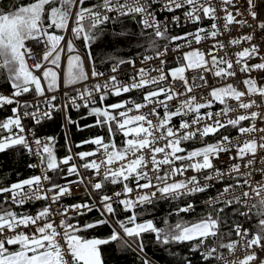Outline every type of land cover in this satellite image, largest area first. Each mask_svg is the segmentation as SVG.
<instances>
[{"label":"snow or ice","instance_id":"1","mask_svg":"<svg viewBox=\"0 0 264 264\" xmlns=\"http://www.w3.org/2000/svg\"><path fill=\"white\" fill-rule=\"evenodd\" d=\"M159 10L167 22L157 0L0 3V110L10 108L0 154L19 150L38 170L0 183V264H106L102 249L116 243L160 264L145 234L176 264H264V0H159ZM182 22L195 30L171 35ZM114 23L121 31L108 30ZM109 38L143 39L154 55L107 56L102 71L92 49ZM81 109L74 120L70 110ZM57 115L64 156L55 136L35 131ZM69 125L101 131L74 143ZM80 188L84 198L64 203ZM103 226L106 236L82 235Z\"/></svg>","mask_w":264,"mask_h":264},{"label":"trees","instance_id":"2","mask_svg":"<svg viewBox=\"0 0 264 264\" xmlns=\"http://www.w3.org/2000/svg\"><path fill=\"white\" fill-rule=\"evenodd\" d=\"M4 0H0V3H3ZM11 6V2H9V7ZM128 24L130 30L136 31L137 26L133 24L131 21H125ZM109 31L119 32L121 31V24L114 23L108 25ZM171 34V31H170ZM167 40H157V44L160 48H162L165 44H167ZM143 44V47L140 46ZM147 42L143 39L137 40V38H132L131 43H129L125 39H117L115 41L110 38L106 41V47L101 50L93 46V55L97 57L96 63L97 66L101 69H105L109 66V62H103L106 60L107 56H119L122 58H138L137 54L140 55H151L154 52L151 49L147 51ZM0 83H3L0 80ZM116 97H112L109 99L108 103L116 102ZM84 109H81V112H76L74 110H70V114L74 120H78L80 115L84 112ZM10 114V108H5L0 110V116H6ZM94 117H89L88 121H81V123H90ZM63 124L62 116L57 115L55 120L45 121L41 125L35 127V131L39 136H55L58 140V156H64L66 154L64 148V132L61 128ZM71 129V137L73 142H79L81 139L87 138L89 135H94L97 132H100L99 129H91L86 130L85 132H77L75 125L68 126ZM106 131V130H104ZM121 139L118 137V140ZM91 148V146H85V149ZM85 149H76L74 151H80ZM29 162V157L27 154L21 155L19 150H10L6 154H0V183L12 182L17 179L26 178L32 174H36L34 169H28L27 163ZM75 177H69V179H74ZM205 197H200L203 199ZM2 199V197H0ZM77 198L66 199L64 203H74ZM43 202H37L35 205L29 204L26 205L25 208L20 209V211H28L35 212ZM169 204L165 202H161L158 205V211L154 214L156 222L158 226L164 227L163 218L167 215V211L169 209ZM171 207H175V204L171 205ZM203 209V205L197 209V212H201ZM184 216V214H181ZM98 214L96 212L90 213L88 216L83 217L82 221L91 220L93 218H97ZM146 218H151L150 216H146ZM186 219L194 218V216H186ZM178 217H169L170 223H175ZM235 219V218H234ZM110 233V229L107 226H103L94 230H89L88 232L82 233V235L86 237L90 236H106ZM144 243L146 245L145 251L146 253L152 257L155 261H160V264H165V260L167 259L168 264H176V261L173 258L167 257L166 253L163 249L155 242L154 237L149 234L144 235ZM120 248L119 243L110 244L103 247L104 259L106 264H141V260L137 256V254L131 249L124 248L123 250H118ZM174 249L178 253H183L187 251V246H174ZM194 259H198L195 257Z\"/></svg>","mask_w":264,"mask_h":264},{"label":"built area","instance_id":"3","mask_svg":"<svg viewBox=\"0 0 264 264\" xmlns=\"http://www.w3.org/2000/svg\"><path fill=\"white\" fill-rule=\"evenodd\" d=\"M157 9H158V16H159V18H160L161 20H165V22H167V20L170 19V17H171L172 14H170V13H166V12H164V11H162V10H159V0H157ZM177 14H179V12H178ZM205 23L207 24V23H210V22L205 21ZM195 28H196V25H194V24H190V23H187V22H182V23L180 24V26H177L176 24H171V25H170L171 35H177V34H181V35H182L184 32H187V31H194ZM241 31H243V32H247V31H249V29L244 28V29H242ZM235 34H236V33L233 32V35H235ZM209 46H210V45H209ZM196 47L203 48V47H204V44L197 45ZM151 55H154V53L151 54ZM134 59H137V62H139V61H138V58H134ZM30 63H31V61H30ZM167 63H168L169 66H172V65H173V61H172V59L169 58ZM149 64H150L152 67H159L158 62H152V61H150ZM128 67H129L128 65H124V66H123V69H128ZM100 70L107 72L108 67L105 68V69H101V68H100ZM130 74H131L130 72H127V73H123V72H122L121 79H125L126 76H127V75H130ZM253 75H256V73H253ZM221 83H223V82H221ZM125 95H126V96H132V97H137V98H139V94L136 93V92H133V93H130V94H125ZM123 98H124V97H121L120 99H123ZM219 107H221V106L216 105V106H214V109H213V110H218ZM62 120H63V117H62ZM63 123H64V121H63ZM206 140H208L209 142H213V138H212V137H208V138H206ZM193 143H194V142H193ZM191 146H192V144L190 143V144L188 145L189 149L191 148ZM196 146H200V145L197 144ZM223 158L226 159V157H223ZM35 171H36V174H37V173H38V170H35ZM189 174H191V173H189ZM74 179H75V178H74ZM217 187H219V185H217ZM72 191H73V193H77V189H76L75 186H73ZM83 192H84V189H83V188H80V189H79V194H76V195H74V196L68 197V198H66V199L77 198V199L75 200V202H79L82 198H84L83 195H82ZM75 202H74V203H75ZM69 204H71V203H69Z\"/></svg>","mask_w":264,"mask_h":264}]
</instances>
